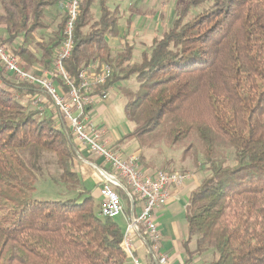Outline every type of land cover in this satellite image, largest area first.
<instances>
[{"label": "trees", "instance_id": "1", "mask_svg": "<svg viewBox=\"0 0 264 264\" xmlns=\"http://www.w3.org/2000/svg\"><path fill=\"white\" fill-rule=\"evenodd\" d=\"M110 1H82L67 71L78 79L90 64H109L107 89L135 79L138 89L121 88L125 116L134 124L121 142H137L145 150L166 143L183 149L182 161L193 156L197 166L202 160L209 175L192 191L184 214L183 246L190 256L213 252L210 264H264V0H186L140 61H134L132 45L113 54L109 38L119 37L121 16ZM64 3L1 1L0 25L8 35L1 41L25 69L53 67L66 15L47 40L36 43L35 34L50 27L49 11ZM19 37L25 41L13 46ZM3 70L0 264H131L122 249L123 230L115 219L99 215L100 204L77 171L71 131L59 114L18 98L41 92L13 85ZM48 156L55 159L52 175L42 165ZM139 157L145 168L154 167L144 152ZM46 177L59 199L34 197ZM123 198L129 211V199Z\"/></svg>", "mask_w": 264, "mask_h": 264}, {"label": "built area", "instance_id": "2", "mask_svg": "<svg viewBox=\"0 0 264 264\" xmlns=\"http://www.w3.org/2000/svg\"><path fill=\"white\" fill-rule=\"evenodd\" d=\"M82 1L65 0L63 42L56 52L53 67L37 71L25 69L19 57L1 40L0 66L12 75L17 85L40 90L41 94L31 95L29 101L41 112L44 111L41 105L45 100L42 94L46 95L71 131L74 141L102 161L103 167L97 166L101 177L99 215L109 219L126 217L122 249L129 262L142 264L136 253V243L139 242L146 249L151 264H169V255L162 251V235L155 216L157 210L169 204L173 190L182 188L193 175L144 170L138 155L125 156L117 146L110 144L106 128L95 125L91 119L90 111L96 100L109 97L106 85L112 76V68L109 64L96 62L81 70L76 79L65 67L74 48L75 27ZM18 98L27 102L20 96ZM123 195L130 202L128 212Z\"/></svg>", "mask_w": 264, "mask_h": 264}, {"label": "crops", "instance_id": "3", "mask_svg": "<svg viewBox=\"0 0 264 264\" xmlns=\"http://www.w3.org/2000/svg\"><path fill=\"white\" fill-rule=\"evenodd\" d=\"M1 1L2 0H0V15L3 13ZM61 7L62 6H60L59 8H53L49 11L48 20L51 23V25L46 30L39 31V33L35 34V42L36 43L40 42L41 41L40 39L44 38L47 40L51 36V34L54 31L55 26L61 20V17H60V13H61V9H62ZM56 21H58V22L56 23ZM5 28H6L5 26L0 25V38L1 39H7V37H8L7 31ZM119 37H121V36L119 35ZM119 37H116V38H119ZM155 38H157L156 35L152 37V44H153V40ZM113 40H115V39H113ZM24 41L25 40L22 37H19V39L16 40V42L14 43L13 46H15V47L21 46ZM109 43H110V40H109ZM110 46H111V44H110ZM8 47L11 48V46H8ZM111 48H112V46H111ZM123 50H116L115 51L112 48L113 54L119 53ZM134 51H136V50H134ZM35 53L38 56L40 54L38 51H35ZM134 61H138V59L135 58V54H134ZM27 68L31 71L45 70L44 68H42L40 66H27ZM3 77L6 78L7 80L12 79V75L8 74L7 72ZM129 84H130V81H123L122 80V82H119L113 86H110L108 88L109 89V97L106 100H101V99L96 100L94 107L90 111V117L93 120V122L95 123V125H97L99 127H105L106 128V130L108 131V139H109L110 144L112 146H114V145L117 146L123 152V154H125V156H131L133 154L140 156L144 152L145 156L149 159V162H150L151 161L150 154L145 152V150L141 149L137 142H128L125 144L121 142V140L127 134L131 133L133 131V128H134V124L129 122L125 116L124 109H125V105H126L125 103L127 100L124 97V95L122 94V90H121V88H124V87L128 88ZM22 95H23L24 101H25V99L27 101H29V97H30L29 94L27 95L26 93L23 92ZM48 101L49 100L45 99L42 102V106L46 105L48 103ZM49 106L50 105L47 104V106L43 107L44 112H47V111L50 112L53 109L52 106L51 107H49ZM117 116H119V117H117ZM124 122H126V124L127 123L132 124L128 128L130 130H126L128 132L118 131L117 127H119V124L123 125ZM75 144H76L77 150H78V157H79L78 159L80 160V164H77L78 159L76 162L77 171L80 174V176L84 182V185L86 186L85 188H87L91 192L92 197L94 199H96L95 201L97 203L100 204L99 188H100V183H101V177H100L99 172L97 170V166L103 167L102 166L103 163L100 159L91 156L83 146L77 144L76 142H75ZM142 167L144 170H147L148 172L156 171V170H154V171L151 170V168H149V167L145 168L143 165H142ZM202 179H204V178L202 177L201 179H199L196 175L193 176V178L190 181H188L182 188L177 189V190H173L172 199L170 200L168 205H166L165 207H163L160 210H157L155 219H156V222L158 224L160 233H161V235L163 233L164 236L167 235L169 237L168 239H165V240L162 239V251L170 256V263L169 264H179L180 262H183V264L184 263L185 264H210L213 261L211 259L209 260V258H208L210 253H206L207 257H204L203 254H197V255L195 254V255L190 256L189 253H187L186 249L183 246V242L186 241V239H187V225L186 224H185L186 225L185 231L184 232L181 231L182 232L181 236L178 235V229H177L176 225H174L175 228H172V230H171V234L173 237V240H171L168 227L164 223H162V221H161L162 216L163 217L164 216L169 217V218H167V220H170L172 218L175 220V219L180 218L181 216H183V218H184L185 208L187 206L189 197H190L192 191L200 184ZM125 207H126V205H125ZM126 209L128 211V207H126ZM184 220H185V218H184ZM178 226L181 227V230L183 229L181 224H179ZM189 248L192 252L197 250L195 240H193L190 243ZM136 249H137L136 253H137V256L140 259V261H141V258L139 256H140V254H142V256H143L142 258H143V261H145V264H151L150 261L148 260L147 254L145 252L146 249L139 242L136 243Z\"/></svg>", "mask_w": 264, "mask_h": 264}, {"label": "rangeland", "instance_id": "4", "mask_svg": "<svg viewBox=\"0 0 264 264\" xmlns=\"http://www.w3.org/2000/svg\"><path fill=\"white\" fill-rule=\"evenodd\" d=\"M185 3L186 0H112L110 1L108 3L109 7L112 10H114L116 7H119L120 9L119 12L121 16L119 23L120 24L119 30L121 37L109 39L113 50L115 51L123 50L126 44L133 45L134 49L136 50L134 51L135 58L138 59V61H140L141 54L144 51H148V49L150 50L152 46V37L156 35L157 38H160L161 34H163V31L168 30L171 27L174 20L179 16V12L182 10ZM61 8H60L61 9L60 17H62L65 14L64 4L62 5ZM93 12L96 15V18L98 19L100 16V9L98 5H95L93 7ZM130 19H131V23H129ZM57 22L58 21H56V23ZM5 73L6 71L3 70L2 74L5 75ZM13 80L14 79L12 78L9 81H11L13 85H17L16 82ZM128 88L136 90L139 88V85L135 81V79H131ZM146 88L147 87H145L144 89ZM45 96L44 94H42L43 99L49 100L48 97L46 96L47 97L46 98ZM47 104L50 105L49 107L51 106L53 107L50 100L48 101ZM47 104L41 106L44 107L47 106ZM50 112L56 117L59 114L58 111L54 109V107ZM43 113L45 112L43 111ZM64 124L66 123L64 122ZM131 125L132 124L130 123L126 124V122H124L123 125L119 124V127H117V129L120 132H128L126 130H130L128 128ZM182 151L183 149L180 150L170 149L166 146V143L165 144L160 143L155 148H146L145 150V152L150 154V159H151L150 163L155 164L154 167H152V169H157V170L165 169L163 167L161 168L163 163H166L167 161L169 162L171 161L172 164L169 165L167 169H165V171L166 170L177 171L185 174L188 173L193 176L196 175L199 179H201L202 177L205 178L206 176L209 175V173L206 172V170L202 166V160H200V163L197 166L195 164L193 156H190L186 158L185 161H182L180 156L182 155ZM54 161H55L54 157L48 156L42 162V165L44 166L45 170H47L51 175L56 173V165ZM77 164H80L79 159ZM56 192H57L56 188L52 184V181L48 177H46L39 181V184L37 186V191L34 194V197L40 200H57L59 198ZM124 204L127 207V203L125 200H124ZM167 218L169 217L162 216L161 221L168 227L170 233V239L173 240L171 230L172 228H175L174 225H176L178 229V235L181 236L182 233L181 231L183 232L185 231L186 223L183 216L175 220L173 218L167 220ZM116 222L118 223V226H120V228L124 231L125 227L127 226L126 217L122 215L116 219ZM179 224H181V226L183 227L182 230L181 227L178 226ZM168 238L169 237L167 235L164 236V234L162 233L163 240ZM203 256L207 257V254H203ZM139 257L141 258L142 264H145V261H143L142 258L143 257L142 254H140ZM208 258L209 260L210 259L214 260L215 259L214 253L213 252L210 253Z\"/></svg>", "mask_w": 264, "mask_h": 264}]
</instances>
